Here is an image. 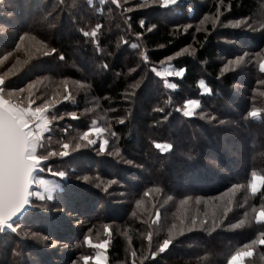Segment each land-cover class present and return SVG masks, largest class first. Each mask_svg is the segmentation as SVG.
I'll return each instance as SVG.
<instances>
[{
    "label": "trees",
    "instance_id": "1",
    "mask_svg": "<svg viewBox=\"0 0 264 264\" xmlns=\"http://www.w3.org/2000/svg\"><path fill=\"white\" fill-rule=\"evenodd\" d=\"M219 1L224 7L229 8L228 13L251 14L264 19V0H214L213 2L178 0V5H181L179 14L151 4V6L136 8L127 13L125 17L111 0H105L101 5L96 1L91 4L87 0H0V22L9 25L8 32L0 35V58L7 55V59L0 65V68L8 61L17 60L19 64L21 60H24L17 55L22 37L35 38L36 42L43 41L49 50L51 48L57 50L53 56L50 55L48 60L41 62L39 59L33 64L28 63L19 74H17L18 70L11 72L15 75L7 77L5 85L12 86L16 90L31 79L53 76H55L53 79L81 81L88 85L87 90L91 97L100 104L105 114L112 116L118 114L128 116L126 107L131 108L128 100H133L131 116L137 122L130 123L126 119L124 123H114L113 126L123 146L125 144L130 146V139L139 138L140 142H144V148L149 149L148 151L134 149L140 152L139 157L146 155L147 152L150 154L147 158L150 159L151 167L146 174L148 181L130 182L134 185L133 189L144 186L145 188L159 187L164 197L167 195L178 197L183 194L197 197L218 195L232 183H244L245 180L248 182L252 170L264 175V142L255 148L251 143L249 145L247 143L252 135L260 134L254 130L255 125H264V111L257 118L245 120V126L248 123L251 129L254 128L247 132L248 138L237 130L236 134H238L233 138L225 137L229 145L222 143L218 128L215 125L211 126L209 122L216 123L208 118L198 123L201 131H194L191 127L184 125L183 130H179L182 134L170 135L173 144L176 143L178 146L167 153V159L149 152L152 150L150 149L151 141L148 144L144 133L138 127L154 126L162 135L160 138H165L163 136L169 134L165 123L162 121L159 123L157 118H162V114H174V111L164 100L168 98V96L164 97V91H160L159 87L153 85L157 76L150 69L151 65L160 64L169 56L172 57L170 61L175 66L187 69L183 77L174 79L177 89L172 93V97L181 100L187 92L191 94L197 91L199 79L205 78L211 89L208 98L214 100V105H208L209 109L213 106L215 111L223 113L221 107L230 101L237 106V114H242L248 109L246 104H241L244 101L238 100L234 89L235 84L239 82L236 78L240 75L234 77L230 75V72L221 73L220 60L222 62L224 57L239 48L256 49V46L252 45L258 42L259 47L260 42L258 36L248 32L235 35L240 43V47L237 48L217 40L216 29L207 18L203 19V17L215 14ZM52 6L57 8L59 19L56 17L57 13H53L55 10L51 13L48 11ZM141 20L144 21L143 27L140 24ZM199 20L205 21L202 27H194L193 24ZM189 22L192 23L186 31L180 28ZM152 25L156 27L149 31ZM93 29L97 31L96 43L90 39ZM85 32L88 35H84ZM137 33L141 35L138 36ZM133 44L137 47L133 48ZM189 44L195 50L194 56L189 53L175 55ZM244 44H246L245 47H243ZM59 54L64 55V61L58 59ZM144 56L148 57L147 61L144 60ZM105 64L108 65L107 68L104 67ZM142 65L146 66L143 74L136 71L129 72L127 69L136 67L138 70ZM254 76L255 78L258 76V71L248 76L246 83L248 84L247 81H251ZM139 80L140 83H138ZM135 82L139 84V87H133ZM192 96L196 95L193 93ZM19 99L24 100L21 96ZM71 99L69 105L77 102L76 100L80 104L84 102L82 96ZM160 108L164 111L156 110ZM237 114L234 113L233 116ZM82 120L86 121V119ZM137 123H139L138 126ZM72 125L79 128L85 126L78 121L72 122ZM134 125L136 127H133ZM64 128L67 129V127ZM130 129L131 132H129ZM258 141L260 143L259 136L256 137V142ZM240 147L249 151L247 156L245 154L244 162L237 155ZM209 150L213 155L210 156ZM214 156L219 162L218 166L209 162ZM96 161L93 162L96 163ZM89 170L93 171V169ZM66 174L63 179L57 177L61 186L52 202H37L34 199L35 208L27 210L12 224L38 219L39 222L37 221L35 226L43 228L44 238H64L62 242L71 247L76 239L82 240L83 235L80 232L93 226L95 222L105 221L114 224L120 221L122 224L120 230L111 226L112 234L107 249V259L110 264H126V262L132 264L131 260H135L136 264H226L227 245L231 243L233 246L238 245L240 244L238 239H242L241 234L234 235L232 231L222 230L217 226L220 225L218 219L217 224H213V217L208 215L206 219L209 225L195 227L190 233L184 232L183 235H176L169 248L164 253H158L153 259L151 255L145 256L143 252L144 247L138 240L141 232L136 230L135 225L129 219L131 210L125 213L124 218L119 217V210L115 211L113 203H108L97 189L93 182L94 179L85 175L79 169L78 164H75L73 171L67 169ZM83 176H88L89 179L85 181L82 179ZM262 194L264 193L258 191L253 196L250 195L248 199H244L259 204ZM246 201L242 199V206ZM46 202L49 203L48 206L45 205ZM44 205L46 209L41 208ZM167 206L161 208L160 211L170 216L171 211ZM123 208L125 210L130 207L124 205ZM123 208L122 213L125 212ZM76 212L80 214L77 216L78 221L83 222L81 228L69 221L72 213ZM219 214L220 211L218 217ZM255 225L259 224L256 222ZM241 232L243 231L240 230ZM10 237L8 230H2L0 227L2 251L10 245L7 243V238ZM22 244L25 246L23 256L28 260V264H38V261L39 264H61V261H58L60 257L57 252H53L48 258L42 254L44 251L36 247L31 248L25 241H22ZM12 249H14L13 246ZM260 249L264 257V246ZM33 250H38V258L28 256L34 252ZM133 251L136 252L135 257L132 256ZM4 255L9 260L10 255ZM73 260L74 258L70 259L69 263Z\"/></svg>",
    "mask_w": 264,
    "mask_h": 264
},
{
    "label": "rangeland",
    "instance_id": "2",
    "mask_svg": "<svg viewBox=\"0 0 264 264\" xmlns=\"http://www.w3.org/2000/svg\"><path fill=\"white\" fill-rule=\"evenodd\" d=\"M91 4L96 1L98 4H103L105 0H87ZM112 1V0H111ZM200 1V0H199ZM214 0H209V2H213ZM119 7L120 13L123 17L130 11L136 9V8H142L139 7V5L151 6V0H118V3H114ZM176 6H170L168 9L169 12L175 11L177 13L181 10V5ZM210 4V3H209ZM57 8L51 7L50 10H48L50 13L55 10L53 13H57ZM175 9V10H173ZM217 10H219L220 16L219 19H216L217 16ZM229 8L227 6L224 7L222 2H218L216 5V12L215 14H209L206 15L209 22L212 24H215V29L217 33H215L217 40L229 43L233 47L237 48L240 47V43L237 39V33L242 32H248L253 33L256 36H258V41L260 42V45L258 47V42L256 44H253L252 46H256V49H237L235 51H232L228 56L224 57L222 59V62L220 60V69L221 73L230 72V75L237 77L236 78L239 82L235 84L236 87L235 93L239 101L242 100L244 103H241L242 105H247L245 111H243L242 114H237V106L230 101L227 102V105H224L221 107V112H217L214 110L213 106L208 108V105H214V100L209 99L208 95L210 92H204L203 88L200 85V81L203 80L205 85L210 88V85L208 84L207 80L205 78H201L198 81V88L197 91H191L192 93L189 94L186 93V96L180 99H175L174 96L172 97V93L176 91L175 89H170L166 86L165 80H167L168 83H175L174 79L177 78L176 76H164V77H158L155 78L153 85L160 88V91H164L165 95L164 97H167V99L164 98V100L167 102V105H169L173 111L174 114L167 113L162 114V118L158 117L159 123L162 121L165 123L167 129H168V135H165L160 138L162 135L155 129L154 126H145L143 128L138 127L141 129V132L144 133V136L146 138V141L148 140V144L151 146L150 149H152L151 152L153 155L162 156V158L167 159L168 152L173 151L178 144L174 143L171 140V134L172 135H178L182 134L179 130H183V126H189L194 131H201L198 123L200 120L205 121L208 119L214 121V123H210V125H215L220 135L222 136V143H227L229 145V142H227L224 138L229 137L230 139L236 136V130L239 132H242V134H245L247 136V132L254 130L251 129L249 124L245 126V120L244 117L246 116V113L251 108L255 107L258 109L263 110L264 105V83H257V81H264V72L259 71V59L261 57H264V53H261V57H257L256 53L260 52L261 49H264V29L261 28V25H264V19H260V16L256 15H241L239 13H228ZM178 12L177 14H179ZM176 14V15H177ZM53 16V14H51ZM58 13L56 14V17L58 19L60 16ZM264 15V14H263ZM223 17V18H222ZM264 18V17H263ZM205 19V17H203ZM237 20H246L247 23L242 24L241 27L235 28L233 25ZM201 20L198 22H195L193 25L194 27H202V23H200ZM205 22L204 20H202ZM192 22H189V24H184V26H180V28H184V30L189 28L190 24ZM250 23L252 27H248L247 24ZM200 24V25H199ZM219 25V26H218ZM8 24L5 22H0V35L3 33H7L8 31ZM203 29V28H202ZM92 33V31H91ZM90 33V35H91ZM92 42L96 43L97 38L93 37L91 35ZM37 39L35 38H24L22 37L20 41V47L17 51V55L24 60H21V62L18 63L17 60L8 61L7 64L2 66L0 68V76L4 77V80L7 77H11L15 74L11 73L13 71L18 70L19 74L23 68L29 64H33L34 61H37L40 59L41 62L48 60L53 54L50 55H44L45 52H50V50L44 48L39 42H36ZM246 44H244L243 47H245ZM37 48H40V51H36ZM182 49H186V51H181ZM179 52L181 54H187L189 53L191 56H194L192 46L189 44L188 46L182 48ZM244 53H248V55L244 56V59L238 63H232L229 64V60L235 61V58L237 56L243 55ZM60 55L64 56L63 54H59V60ZM36 58V59H35ZM46 58V59H45ZM7 59V55L0 58V65ZM64 61V58L62 59ZM61 60V61H62ZM225 65L227 67L225 68ZM144 67L145 65H142L137 68H130L128 67L129 72H139L143 74L145 72ZM152 67H156L157 69L161 71H177L180 68L175 66L170 60H164V62H161L157 65H151L150 69ZM147 69V68H146ZM258 76H255L252 78L251 81H247L246 79H249L248 76L254 75V73H257ZM26 75V74H25ZM155 75V73H154ZM53 77H38L35 79H31L30 81L26 82L24 86H26L28 83L32 81H37L36 88L34 89V94L37 96H40L39 100H36L35 103L32 105V107H36L43 103L45 99L49 100H61V103L56 105L53 108H50L45 115L50 120L49 124V131L44 134V143L46 144V147L48 150H61V145L63 143H70V156L68 157H50L49 161L46 164L45 171L42 173V177L45 180L51 181L52 183L58 185L59 187L56 188V190L52 193V197L56 195V192L60 189V183L57 180V177L60 179H63L64 177H60L58 175H53V173H57L56 171H64L68 169V171H73L75 164L79 165V169H81L85 175L91 176L94 180L93 182L97 185L99 184L100 187H97V189L100 190L101 194L107 199L108 203H113L115 207V211L119 210V217L124 218L125 213L129 210H131L130 214V221L133 222V225H135L136 230H139L141 233L138 235V240H140L141 245L144 247V253L145 256L151 255V251L155 250L156 246L163 241V239L168 238L169 236V229H171L172 224L176 223L177 228L172 231L173 238L176 237V235H179L180 230V224L179 219L184 218L185 215L187 218L185 219V227H190V219L192 215H196L198 217L197 226L199 225V219L205 218V213H209L211 216L212 209L219 204L220 207V214L218 217V220H222L223 223L218 225L222 230H230L233 232L234 235L241 234L242 239H238L240 244L233 246V244L227 245V257L235 250H237L242 244L246 243L250 239L255 238L260 231H264V224H259L256 226V221L254 220L253 216L254 213L252 211L253 208H255L257 211H259L261 205H264V199H261V202L259 204L252 203L253 201H246L245 199H248L249 196H253V193L248 189L247 187V180L244 181V183L238 182V183H232L233 184H240L241 187L238 189L233 190V192H229L228 189L231 186H228L225 191L221 192L218 195L215 196H199L201 198V201L199 204L196 203V197L197 196H190V194L186 195L183 194L178 197H171V199H168L170 196H163L160 192L151 191L147 196L144 195L145 191L149 189H154L153 186H149L147 188L144 187H138L137 189H133L134 185H131L130 182H145L148 181L146 179V174L148 173V169L151 167L150 159L147 158V156H150V154L147 152L146 155H140V152L135 151L134 149H145L144 148V142H140L139 138L130 139V146L126 145L123 146L121 142L119 141V137L117 136V130L113 128L114 123L118 124L119 120L123 118L124 120L128 119V122L130 123H136L137 121L134 120L133 116H131V113L133 112L132 104L133 100L129 99L128 103H130L131 108L126 107V111L130 114L128 116L118 114L117 116H112L110 114H105L106 112L101 109V106L99 103H96L97 101L91 97L88 89V85L81 82V81H68L67 79H53ZM52 78V79H51ZM67 82V89L63 87L62 82ZM140 83V80L138 81ZM138 83H134V85H137ZM176 84V83H175ZM23 86V87H24ZM15 88L12 86H6L5 87V95L7 96V93L9 91H13ZM219 92V90H218ZM162 93V92H161ZM194 95L196 96H192ZM199 93V94H198ZM249 93V94H248ZM163 94V93H162ZM64 95H69L70 99L67 101L63 100ZM22 97L24 99L25 104H27L28 93L27 91L21 93L19 91L15 92V98ZM76 96H82L83 98V104H80L78 100L77 102L68 104L70 101H72L71 98ZM170 96V97H169ZM186 99H197L200 101V106L195 109L194 115L192 117H186L183 115L182 111H178L177 109H182L184 105V101ZM245 99V100H244ZM173 105V106H171ZM217 107V105H215ZM226 108L227 111L225 110ZM117 110V108H115ZM128 109V110H127ZM75 112L77 114V117L79 119L73 120L71 119L67 113ZM112 112H114L112 110ZM126 112V113H127ZM125 113V114H126ZM203 113V115H201ZM236 113V116H233V114ZM262 113V112H261ZM55 115L59 117L56 120H52V116ZM167 117V119H165ZM111 118V119H110ZM82 119H86V121L83 122ZM240 119V121H238ZM130 120V121H129ZM199 120V121H198ZM78 121L79 123L82 122L83 127H75V125H72V122ZM93 122H95V126L99 128L105 129V131L100 136H95L93 134L94 138L97 139V144L93 146H89L87 148H81L76 150L75 152L72 151L74 144L77 139H79V135L82 134L83 131H85L87 128L93 126ZM243 122V123H242ZM139 123H137V126ZM255 125V130L258 131L260 134L252 135L250 137L251 139H248L247 143L248 145L251 143V145L255 148L256 146H260L262 144L261 142H264V125ZM64 127H67L64 128ZM133 127H136L135 125ZM132 127V128H133ZM213 129V128H212ZM115 133V136L112 135V133ZM131 132V129L130 131ZM263 132V133H262ZM196 134H200L198 132H195ZM186 136V135H185ZM183 136V137H185ZM259 136V141L256 142V137ZM202 137V135H200ZM103 139L108 140V144L106 145V151L104 153H99V142ZM167 138V139H166ZM142 139V136H141ZM206 140V139H205ZM142 141V140H141ZM153 141H157L161 143L162 145L166 144H172L173 147L171 149H157L155 148ZM120 142V143H119ZM81 143H86L84 141H81ZM128 146V147H127ZM133 146V147H131ZM208 147V146H207ZM251 147V146H250ZM119 149V152L117 153L115 149ZM253 148V149H254ZM258 148V147H257ZM43 151L42 149H38V151ZM146 150V149H145ZM149 150V149H148ZM146 150V151H148ZM248 150L244 147H240L238 150L237 155L241 157V161L244 162L246 156L248 155ZM108 153H112V155H109ZM210 156L213 155L212 151L209 150ZM76 162H75V161ZM79 160H82L79 162ZM96 161L93 162V161ZM207 160V159H206ZM128 161H131V163H128ZM100 162V166H99ZM209 162L212 165H219V162H217V158L214 156ZM96 166H95V165ZM48 165L52 168V173H49L47 171ZM72 168V169H70ZM56 169V170H54ZM89 169H93V171H90ZM181 169H179L180 171ZM258 174H261L260 172H257ZM249 175V174H248ZM262 175V174H261ZM251 178V177H250ZM146 184V183H145ZM144 184V185H145ZM176 185V184H174ZM105 186H107V191H104ZM143 186V185H142ZM34 191H39L41 195L47 196V193L43 192V189L39 186L33 187ZM192 195V194H191ZM250 196V197H251ZM185 197H189L190 199L185 203L181 204L180 202L184 200ZM53 198L51 200H39L36 197H33V200L38 201H49L52 202ZM245 198V199H244ZM242 199L246 201L245 204L242 206ZM137 201H140L138 204ZM231 201V204L229 205L228 202ZM49 203L46 202L45 205L48 206ZM169 204V206H167ZM41 206V208H45L46 206ZM124 205H129V209L123 208ZM249 205V206H248ZM169 207L171 211V215L169 216L168 213L160 211L163 207ZM229 206L232 208V211H230L226 217L223 216V207ZM248 206V207H244ZM122 208L125 211L122 213ZM46 209V208H45ZM121 209V210H120ZM44 211V210H42ZM133 212H135V215H133ZM247 212L248 216L245 217L244 213ZM52 213V212H51ZM157 213L159 215L157 216ZM170 213V212H169ZM73 215L70 216L69 221L72 222V224L78 228L82 227L83 222L78 221L79 218H77L78 214L72 213ZM69 215V214H68ZM168 215V216H167ZM128 216V213H127ZM208 217V216H207ZM206 217V218H207ZM244 219L245 223L242 227L239 228H230L228 227L229 224H235L236 221ZM39 222L38 219H35ZM85 219H83L84 221ZM37 221H27V222H19L15 224H11L8 230V233L10 234V238H7L8 247L4 251L1 250L2 246H0V260L1 264H28V260L24 258V252H25V246L22 244V241H25L31 248H38V250H42L43 255H46L45 257L49 258V255L53 252L58 253V261H61V264H67L70 262V259L74 258L75 261H77V264H84L81 257L83 255H89L94 256L97 251H102L106 257L105 264H110L107 259V249L109 245L105 249H95L93 247H90L87 245L84 241V236L89 235L93 241V243L101 242L104 240H110V235L112 234L111 230L112 227L114 229L120 230L121 228V222L118 221L114 224L107 223L105 221H97L93 224V226L89 227L92 228V231L89 233L87 229H84V231L80 232L81 235H83L82 240L76 239L74 244L69 247V245L63 243L64 238H44L43 237V228L39 226H35V223ZM255 223V224H254ZM107 224L110 231L105 232L104 225ZM208 224V221L206 223ZM13 226H15V230H13ZM112 226V227H111ZM111 227V228H110ZM240 230L243 232L240 233ZM152 233V240H151V246H149V241L146 239L148 233ZM191 231H185V233H190ZM239 232V233H236ZM24 233H28L27 236L24 235ZM32 233H36V235H32ZM228 240V239H227ZM53 241H55V244H53ZM224 246L226 244H223ZM12 246L14 249H12ZM45 249H44V248ZM260 245L255 246L253 255L251 257H248L245 259L244 264H264V257L263 253L261 252ZM7 250V251H6ZM38 250H33L34 252L32 254H28L30 257H39ZM4 254H9V260L6 259V256ZM26 254V255H27ZM151 257V256H150ZM226 257V259H227ZM69 259V261H67ZM133 262V260H131ZM36 263V260H35ZM40 263L39 261L37 262ZM71 264V263H69ZM89 264H95V261H90ZM123 264V263H122ZM128 264V262H126Z\"/></svg>",
    "mask_w": 264,
    "mask_h": 264
},
{
    "label": "snow or ice",
    "instance_id": "3",
    "mask_svg": "<svg viewBox=\"0 0 264 264\" xmlns=\"http://www.w3.org/2000/svg\"><path fill=\"white\" fill-rule=\"evenodd\" d=\"M113 3H118V0H112ZM152 4L158 5L161 8L168 9L170 6H176L178 0H151ZM139 7H144V5H139ZM220 16L219 10H217L216 19L218 20ZM205 18H207L205 16ZM203 23V21H201ZM247 23L246 20H237L233 27L239 28L242 24ZM141 26H144V21H140ZM248 27H252L250 23L247 24ZM99 27V26H98ZM156 25H152L149 28V31L152 28H155ZM215 28V24H213ZM261 28L264 29V25H261ZM187 28L185 29V31ZM199 31V29H197ZM84 35H88L87 32L83 33ZM91 35L96 37L97 31L93 29ZM137 35H141V33H137ZM43 47L47 48V45L43 43V41L39 42ZM133 48L137 47V45L133 44ZM163 47V46H161ZM40 48H37L36 51H40ZM55 48H51L50 52H45L44 55H50L56 53ZM181 51H186V49H182ZM195 50H193L194 53ZM261 53H264V49H261L260 52L256 53L257 57H261ZM181 52H177L175 55L179 56ZM248 55V53H244L243 55L237 56L235 61L229 60L228 63H238L244 59V56ZM64 57L61 55L60 59L62 60ZM166 59L171 60L172 57L169 56ZM144 60L147 61L148 57L144 56ZM105 68L108 67L107 64L104 65ZM227 65H225V68ZM151 71L155 73L158 77L164 76H176L183 77L184 73L187 71L186 68L182 67L177 71H161L156 67H152ZM259 71L264 72V57L259 59ZM166 86L170 89L177 88V84L168 83L167 80L164 81ZM257 83H264V81H257ZM63 87L67 89V82H62ZM37 81H32L28 83L24 87H20L19 89L9 91L7 96L5 95V80L3 76H0V209L3 210L6 220L10 221L13 216L20 212H24L25 210H31L35 208L33 204V197L38 198L39 200H51L52 193L56 190L58 185L52 183L51 181L45 180L42 177V173L45 171V166L49 161L50 157H68L70 156L69 148L70 143H63L61 145V150H48L46 144L44 143V134L49 131L50 120L45 115V113L50 109L55 107L56 105L61 103V100H49L45 99L42 104L32 107L36 100L40 99V96L34 94V89L36 88ZM200 85L203 88L204 92H210L211 89L208 88L204 81H200ZM133 87H139V84L134 85ZM19 91L21 93L27 91L28 99L27 104H25L24 100L19 98L13 99L15 96V92ZM70 99L69 95H64L63 100L67 101ZM200 106V101L197 99H186L184 101V105L182 109H177L178 111H182L183 115L186 117H192L194 115V111L196 108ZM158 111H164L163 108L156 109ZM264 110L258 108H251L247 111L245 119L247 118H257L260 116L261 112ZM130 114V113H129ZM67 115L73 119H79L75 112L67 113ZM203 115V113H201ZM59 117L53 115L52 120H56ZM167 119V117H165ZM120 123H124V119L121 118L119 120ZM105 129L99 128L95 126V122H93V126L87 128L82 134L79 135V139L76 140L72 151H76L81 148H87L89 146H93L97 144V139L95 136H100ZM115 136V133H112ZM84 141L86 143H81ZM108 144L107 139L101 138L99 142V153H104L106 151V145ZM155 148L157 149H171L173 147L172 144L162 145L157 141H153ZM38 149H42L43 151H38ZM118 153L119 149H115ZM112 155V153H108ZM131 163V161H128ZM47 171L52 173V168L50 165L47 167ZM53 175H58L60 177H66V172L59 171L57 173H53ZM250 180L247 182V187L251 191V193L256 194L258 191L264 193V175L258 174L255 170L250 172ZM80 179V178H78ZM83 180L87 181L89 179L88 176H83ZM39 186L43 189L44 193H47V196L41 195L39 191H34L33 187ZM100 187L99 184L96 185ZM241 187L240 184H233L229 187L228 191L233 192V190ZM104 191H107V186H105ZM155 191L160 192L162 189L156 187L154 189H149L145 191L144 195L147 196L149 192ZM171 199V197H168ZM190 198L185 197L180 203L185 204ZM196 203L199 204L201 201L200 197H196ZM261 199H264V194L261 195ZM139 204L140 201H137ZM231 204V201L228 202ZM43 207V206H42ZM220 205L217 204L211 211V216L213 217V224H217L218 212L220 211ZM232 211V208L229 206L223 207V216L226 217L227 214ZM254 213V220L258 224H264V205H261L259 211L255 208L252 209ZM135 215V212H133ZM159 213H157V216ZM204 219H199L200 227H204L207 223L206 217L209 213H205ZM244 216L247 217L248 213L245 212ZM179 219L180 230L179 235H183L185 231H192L197 226L198 217L196 215H192L190 219V227H185V219ZM222 224L223 221L220 220ZM245 223L244 219L236 221L235 224H229L230 228H239L242 227ZM218 226V225H217ZM177 228V224L173 223L171 229H169L168 238L163 239L161 243H159L155 250L151 251V257L154 259L158 253H164L169 246L173 243L172 231ZM105 232H109L110 229L107 224L104 225ZM13 230H15V226H13ZM90 233L92 228L87 229ZM25 236L28 233H24ZM32 235H36V233H32ZM146 239L149 241V246H151L152 233L149 232ZM84 241L90 247L95 249H105L109 244L110 240H104L101 242L93 243L91 237L89 235L84 236ZM55 244V241H53ZM260 245L264 246V231H260L258 235L242 244L237 250L233 251L226 260V264H244L245 259L251 257L254 252L255 246ZM132 256H136V252H132ZM84 264H89L90 261H95V264H105V255L102 251H97L94 256L83 255L81 257ZM147 259V257H145ZM71 264H77V261L73 260ZM132 264H136V261L133 260Z\"/></svg>",
    "mask_w": 264,
    "mask_h": 264
},
{
    "label": "water",
    "instance_id": "4",
    "mask_svg": "<svg viewBox=\"0 0 264 264\" xmlns=\"http://www.w3.org/2000/svg\"><path fill=\"white\" fill-rule=\"evenodd\" d=\"M26 211H27V210H25L24 212H20V213L16 214L15 216H13V217L11 218L10 221H8V220H6V218H5V215H4V213H3V210L0 209V227H1V229H2V230H4V229H9L10 226H11V224H12L14 221H16L17 219H19V218H20V217H21Z\"/></svg>",
    "mask_w": 264,
    "mask_h": 264
}]
</instances>
